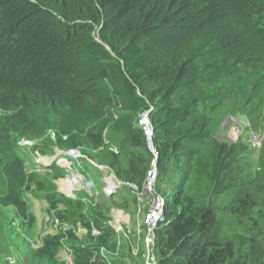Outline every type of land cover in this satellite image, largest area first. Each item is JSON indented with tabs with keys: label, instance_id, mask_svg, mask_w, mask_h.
Instances as JSON below:
<instances>
[{
	"label": "trees",
	"instance_id": "obj_1",
	"mask_svg": "<svg viewBox=\"0 0 264 264\" xmlns=\"http://www.w3.org/2000/svg\"><path fill=\"white\" fill-rule=\"evenodd\" d=\"M146 111L156 264H264V0H0V264H65L63 249L73 264H144L88 196L58 190L66 167L33 158L79 150L141 186ZM238 114L248 131L219 138ZM29 197L58 226L37 246Z\"/></svg>",
	"mask_w": 264,
	"mask_h": 264
},
{
	"label": "rangeland",
	"instance_id": "obj_2",
	"mask_svg": "<svg viewBox=\"0 0 264 264\" xmlns=\"http://www.w3.org/2000/svg\"><path fill=\"white\" fill-rule=\"evenodd\" d=\"M144 113H147L149 116L148 111L141 113V115ZM242 118H244V116L241 114L226 117L223 120V123H221L220 134H218V137L229 141H235L240 134L246 133L248 131V127H246L248 124L246 121H243ZM150 124L153 126L151 121ZM152 131V144L149 146L147 145V142H145V146L152 156L157 157V149L153 144L154 128ZM253 134L259 135L258 132H254ZM248 135L249 141L252 143H259L260 138L257 135L256 136L259 140H254L250 133H248ZM23 144H27L31 147L35 144V142L24 141ZM104 145L109 146L108 141H106ZM112 150L117 152L118 149L116 147H112ZM55 153H58V151L56 150ZM78 153L71 154L69 160L68 158H59L60 155L56 157V154L41 155L40 152L35 151L33 162H35L36 167L40 168V166L49 165L53 160L57 159L56 161L65 166L69 171L65 177L58 178L56 181L58 190L71 199H75L83 192L86 196H88L87 198H84L86 203L83 204L84 210H86L89 205L100 211L105 217L106 223H108L116 233V236L113 237L117 239V242L127 239L128 242L134 244L132 246L134 251L133 254L135 256H141L144 260L149 256L151 260L150 264H156V255L152 250L154 248L153 234L157 229V233L159 235L160 233L162 234V230L158 228L161 221H150L149 211L155 207V204L157 207H161V213L164 210V199L158 193L156 194L154 188V182L157 174L154 170V167H156V157L151 158L146 178L141 186H137L135 184L120 181L108 165H101L96 160H92L81 153H79V155ZM84 163L89 165V171H86L83 167L81 170L75 169ZM150 173L152 174L150 175ZM68 179L77 180H69L68 185H66L65 181ZM109 180H113L116 184L114 192L110 194L107 192ZM148 186L150 187L151 193L155 196L153 202L148 201L145 197V193L143 192L147 191ZM143 198L145 200H143ZM29 199L32 201V210L37 219V226L32 230L30 239L32 240L33 246H37L42 235L55 233L58 226L57 223L52 222V219H50L49 212L47 211V205L44 201L36 200L31 197H29ZM243 224L244 222H242V225ZM63 227L65 229L68 228L67 225H64ZM85 232L86 228H84L83 224L80 222L76 235L81 238ZM101 234V230H99V235ZM59 258L64 261L65 264H73L72 254L65 249L60 251ZM144 264L147 263L144 262Z\"/></svg>",
	"mask_w": 264,
	"mask_h": 264
},
{
	"label": "built area",
	"instance_id": "obj_3",
	"mask_svg": "<svg viewBox=\"0 0 264 264\" xmlns=\"http://www.w3.org/2000/svg\"><path fill=\"white\" fill-rule=\"evenodd\" d=\"M148 118H149V116H148L147 113H144L143 115H141L140 118H139V125H141V127L143 128L144 135L146 136L147 145L151 146V144H152L151 139H152V136H153V131H152L153 130V126H151L150 119H148ZM148 120H149V122H148ZM252 137H253L254 140H257V139L259 140V138L256 135H254V134H252ZM256 144L259 145L260 144V140H259V143H256ZM154 157H156V156H154ZM155 168L156 167H154V170L156 171ZM151 174L152 173H150V175ZM107 191H108V193H110L112 191V189L108 188ZM143 192L145 193V197L147 198L148 201H150V202L154 201L155 196H154V194L151 193L149 186L147 187V191H143ZM143 200H145V199L143 198ZM163 217H164V215H163V211L161 213V207H157V205L155 204V207H153V209H151L149 211V219H150V221H152V220L154 222L163 221V219H164ZM91 235L94 236V237L99 235V230L93 224H91ZM101 253L104 254L103 251H101ZM98 260H99V258H98ZM145 262L147 264H150L151 260H150L149 256L145 259Z\"/></svg>",
	"mask_w": 264,
	"mask_h": 264
},
{
	"label": "clouds",
	"instance_id": "obj_4",
	"mask_svg": "<svg viewBox=\"0 0 264 264\" xmlns=\"http://www.w3.org/2000/svg\"><path fill=\"white\" fill-rule=\"evenodd\" d=\"M250 134L252 135L253 133H250ZM250 137H251V136H250ZM78 152H79V150H70V151H67V152H65V153H64V152H61V151H58V153H55V154H56L55 157L58 156V155H60L59 158L62 157V158L65 159V157L63 156V153H64L65 155H69V156H70L71 154L78 153ZM79 153H80V152H79ZM79 153H78V154H79ZM79 155H80V154H79ZM56 160H57V159H55V160H53V161H56ZM53 161H52V162H53ZM52 162H51V163H52ZM56 162H57L58 164H60L58 161H56ZM51 163H50V164H51ZM60 165H61V164H60ZM62 166H63V165H62ZM64 167H65V166H64ZM69 168H70V167H69ZM68 173H69V171H67V174H68ZM65 176H66V175H65ZM65 176H64V177H65ZM115 185H116V184H115V182H114L113 180H109V181H108L107 189H108V188H111V189H112V191H111L110 193L114 192ZM107 192H108V191H107ZM110 193H109V194H110ZM97 229H98V228H97ZM98 230H99V229H98Z\"/></svg>",
	"mask_w": 264,
	"mask_h": 264
},
{
	"label": "bare ground",
	"instance_id": "obj_5",
	"mask_svg": "<svg viewBox=\"0 0 264 264\" xmlns=\"http://www.w3.org/2000/svg\"><path fill=\"white\" fill-rule=\"evenodd\" d=\"M70 180V179H69ZM74 180H77V179H73V180H70V181H74ZM69 182V181H68Z\"/></svg>",
	"mask_w": 264,
	"mask_h": 264
}]
</instances>
